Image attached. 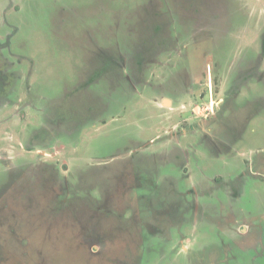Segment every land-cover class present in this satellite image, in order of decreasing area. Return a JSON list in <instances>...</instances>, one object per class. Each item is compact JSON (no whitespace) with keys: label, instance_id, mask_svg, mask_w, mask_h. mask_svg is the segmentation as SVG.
<instances>
[{"label":"rangeland","instance_id":"1","mask_svg":"<svg viewBox=\"0 0 264 264\" xmlns=\"http://www.w3.org/2000/svg\"><path fill=\"white\" fill-rule=\"evenodd\" d=\"M0 75V264H264V0H0Z\"/></svg>","mask_w":264,"mask_h":264},{"label":"flooded vegetation","instance_id":"2","mask_svg":"<svg viewBox=\"0 0 264 264\" xmlns=\"http://www.w3.org/2000/svg\"><path fill=\"white\" fill-rule=\"evenodd\" d=\"M207 83V82H206ZM198 97L200 98V99H203L204 98V95H203V93H200L199 95H198ZM209 110H210V112H211V108H209ZM193 129L194 128H191V129H189L188 131H193ZM186 131H183L182 132V134H184ZM194 141H196V143L198 142V143H200V142H203V141H201L200 140V137H194ZM242 171H244V170H242ZM241 172V171H240ZM242 173V172H241ZM244 174H247V172H243Z\"/></svg>","mask_w":264,"mask_h":264},{"label":"crops","instance_id":"3","mask_svg":"<svg viewBox=\"0 0 264 264\" xmlns=\"http://www.w3.org/2000/svg\"><path fill=\"white\" fill-rule=\"evenodd\" d=\"M164 102H165V103H167V100H165ZM181 132H183V129H182V131H181ZM186 132H188V131H186ZM186 132H185V133H186ZM181 135H183V134H181Z\"/></svg>","mask_w":264,"mask_h":264},{"label":"trees","instance_id":"4","mask_svg":"<svg viewBox=\"0 0 264 264\" xmlns=\"http://www.w3.org/2000/svg\"><path fill=\"white\" fill-rule=\"evenodd\" d=\"M3 78H4V77L0 75V79H3ZM0 84H1V82H0ZM0 86H1V85H0Z\"/></svg>","mask_w":264,"mask_h":264}]
</instances>
